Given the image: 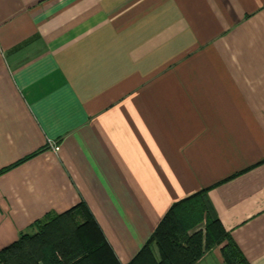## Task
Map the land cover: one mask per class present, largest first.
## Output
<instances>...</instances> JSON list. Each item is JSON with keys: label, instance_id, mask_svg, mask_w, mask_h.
I'll return each mask as SVG.
<instances>
[{"label": "crops", "instance_id": "crops-1", "mask_svg": "<svg viewBox=\"0 0 264 264\" xmlns=\"http://www.w3.org/2000/svg\"><path fill=\"white\" fill-rule=\"evenodd\" d=\"M207 188L264 264V0H0V250L83 203L128 264Z\"/></svg>", "mask_w": 264, "mask_h": 264}, {"label": "trees", "instance_id": "trees-1", "mask_svg": "<svg viewBox=\"0 0 264 264\" xmlns=\"http://www.w3.org/2000/svg\"><path fill=\"white\" fill-rule=\"evenodd\" d=\"M208 190L173 204L128 264H195L216 247L224 264H248L216 218ZM31 229L34 234L20 235L0 250V264H119L83 203L46 215Z\"/></svg>", "mask_w": 264, "mask_h": 264}]
</instances>
